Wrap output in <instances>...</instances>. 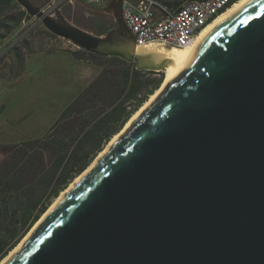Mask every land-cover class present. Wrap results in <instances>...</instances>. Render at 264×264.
Listing matches in <instances>:
<instances>
[{
  "label": "water",
  "instance_id": "1",
  "mask_svg": "<svg viewBox=\"0 0 264 264\" xmlns=\"http://www.w3.org/2000/svg\"><path fill=\"white\" fill-rule=\"evenodd\" d=\"M16 1L79 48L169 63L136 54L123 0L104 35L46 13L48 0ZM33 227L2 264H264V0L212 29Z\"/></svg>",
  "mask_w": 264,
  "mask_h": 264
},
{
  "label": "trees",
  "instance_id": "2",
  "mask_svg": "<svg viewBox=\"0 0 264 264\" xmlns=\"http://www.w3.org/2000/svg\"><path fill=\"white\" fill-rule=\"evenodd\" d=\"M161 1L171 7L184 0ZM31 18L16 0H0V41ZM79 50L101 66L97 77L63 110L44 136L0 143V261L162 81L150 78V71L138 70L134 63L120 57ZM16 56L23 58L17 52Z\"/></svg>",
  "mask_w": 264,
  "mask_h": 264
},
{
  "label": "rangeland",
  "instance_id": "3",
  "mask_svg": "<svg viewBox=\"0 0 264 264\" xmlns=\"http://www.w3.org/2000/svg\"><path fill=\"white\" fill-rule=\"evenodd\" d=\"M111 1L103 0L100 5L89 7L80 2L67 4L60 11L74 24L104 35L116 27L114 16L106 11V5ZM44 28L39 18L32 17L26 19L8 39L0 41V143L44 136L101 69L77 45L65 38L49 35ZM16 52L23 56L21 60ZM98 61L107 63L105 59ZM148 71L150 78L162 77L158 88L161 89L167 80V73L164 70ZM112 138L103 149L110 146Z\"/></svg>",
  "mask_w": 264,
  "mask_h": 264
},
{
  "label": "built area",
  "instance_id": "4",
  "mask_svg": "<svg viewBox=\"0 0 264 264\" xmlns=\"http://www.w3.org/2000/svg\"><path fill=\"white\" fill-rule=\"evenodd\" d=\"M102 1L48 0L43 3L42 9L46 13L55 14L57 9L61 10L67 4L84 2L96 6ZM236 1L184 0L169 7L161 0H123L122 15L125 25L134 37L136 47L148 44L185 47L195 43L203 29L223 13L222 9L229 2L232 5Z\"/></svg>",
  "mask_w": 264,
  "mask_h": 264
},
{
  "label": "bare ground",
  "instance_id": "5",
  "mask_svg": "<svg viewBox=\"0 0 264 264\" xmlns=\"http://www.w3.org/2000/svg\"><path fill=\"white\" fill-rule=\"evenodd\" d=\"M250 0H237L234 4H232L229 8H227L223 13H221L215 20H213L211 23H209L201 32V34L196 39L195 43L193 45L185 46V47H166L159 44H148L146 46H138L135 47L136 54L142 55L147 61L151 63H160L162 61H168V65L165 67L164 71L167 73V80L165 83L172 78L175 74L183 70V68L186 66V64L189 62V60L193 57V55L196 53L197 48L201 41L204 39V37L215 27H217L220 23L224 22L232 12L236 11L237 9L243 7L246 5ZM164 83V84H165ZM164 86V85H163ZM163 87H161L162 89ZM161 89H157L154 93L150 95V98L146 100V102L140 107L139 110H137L131 117V119L126 123L124 129L118 133L115 134V136L112 138L111 145L113 141L128 127V125L133 121V119L145 108L153 99L154 97L160 92ZM108 148V147H107ZM103 149L100 153L98 158L105 152L107 149ZM97 158V159H98ZM97 159L92 162V164L85 169L82 173H80L75 180H73L70 183V186L63 190L61 195L57 197L54 202L49 206V208L43 213L42 217L35 223V226L42 220V218L49 212V210L58 202V200L72 187V185L84 174L86 173L93 164L97 161ZM34 226V227H35ZM33 227V228H34ZM32 231V229H31ZM28 232L26 236L13 248L1 261L0 264H2L4 261H6L17 249L18 247L24 242V240L28 237V235L31 233Z\"/></svg>",
  "mask_w": 264,
  "mask_h": 264
},
{
  "label": "flooded vegetation",
  "instance_id": "6",
  "mask_svg": "<svg viewBox=\"0 0 264 264\" xmlns=\"http://www.w3.org/2000/svg\"><path fill=\"white\" fill-rule=\"evenodd\" d=\"M109 5H110V3H108V4L106 5V7L109 6ZM159 78H162V77H159ZM159 78H157V79H159ZM162 81H163V80H162ZM162 81L159 83V85H158V87H157L156 89H158V88L160 87ZM153 93H154V92H153Z\"/></svg>",
  "mask_w": 264,
  "mask_h": 264
},
{
  "label": "crops",
  "instance_id": "7",
  "mask_svg": "<svg viewBox=\"0 0 264 264\" xmlns=\"http://www.w3.org/2000/svg\"><path fill=\"white\" fill-rule=\"evenodd\" d=\"M39 1V0H38ZM40 2V1H39Z\"/></svg>",
  "mask_w": 264,
  "mask_h": 264
}]
</instances>
